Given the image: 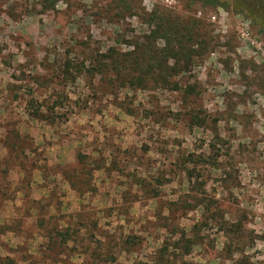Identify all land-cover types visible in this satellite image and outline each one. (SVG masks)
Segmentation results:
<instances>
[{
    "label": "rangeland",
    "instance_id": "1",
    "mask_svg": "<svg viewBox=\"0 0 264 264\" xmlns=\"http://www.w3.org/2000/svg\"><path fill=\"white\" fill-rule=\"evenodd\" d=\"M248 1L264 2L60 0L43 10L40 0H0L2 258L233 264L247 257L244 264H264V22L241 9ZM155 8L203 21L213 48L177 77L197 86L195 97L106 87L100 75L84 72L75 80L60 76L66 59L87 60V67L95 51L127 50L148 28L140 16ZM41 104L44 119L29 115ZM193 108L218 119L212 126L221 141L211 128L188 124ZM12 129L25 142L26 168L6 153ZM210 143L221 147L216 161ZM78 152L104 163L82 192L61 175ZM39 214L69 232L58 248L43 236ZM11 223L14 231L2 230ZM183 236L194 242L187 254Z\"/></svg>",
    "mask_w": 264,
    "mask_h": 264
},
{
    "label": "trees",
    "instance_id": "2",
    "mask_svg": "<svg viewBox=\"0 0 264 264\" xmlns=\"http://www.w3.org/2000/svg\"><path fill=\"white\" fill-rule=\"evenodd\" d=\"M58 1L60 0H40L43 10L53 9ZM207 1L210 2V0ZM250 3L251 5H249V1L241 3V9L250 10L264 22V2L252 3L250 1ZM125 8L132 14L130 7ZM123 10L122 6L120 11ZM140 19L148 28L127 42V50L112 46L108 47L104 52L95 51L90 56L87 67L85 66L87 60L77 63L73 58L66 59L60 68V76L65 81L69 79L75 80L78 74L84 72L91 78L100 75L101 80L106 82V87H129L143 90L158 87L178 91L184 100L195 97L198 94L197 86L192 83L182 85L177 77L190 72L195 59L213 48L207 30L203 28V21L196 17L183 18L167 8L152 9L150 12L141 15ZM57 103L58 101H54L52 106H56ZM43 107L44 105L42 104L38 105L28 109V113L31 116L44 119ZM194 111L195 109L193 108L186 113L188 115V124L211 128L213 139L221 141L216 128L213 127L218 119L211 117L205 109L199 108V110ZM4 143L8 157L17 160L20 168H26L21 156L25 152L23 148L25 142L18 131L15 129L10 130L5 137ZM209 145L212 159L216 161L221 154V147L217 143H210ZM193 155L189 154V157L186 158L187 161L194 163V159L191 158ZM101 160L91 159L86 154L78 152L73 165L68 166V169L64 168L61 170L62 178L73 189L81 192L88 190L91 183V172L95 169L104 168V163ZM193 170V168H187L189 179L193 176ZM34 202L38 203L39 201ZM41 209L38 208V212H41ZM12 224L14 223L1 228L2 230L9 229L14 231L15 228ZM37 225L41 228L46 241L52 243L50 248H53V246L58 248L69 236L67 230L62 231L57 229L56 226L47 224L44 221V217L40 214L37 215ZM183 237L185 242L181 244V247L184 248L183 252L187 254L190 252L194 242L190 238ZM177 242L181 243L182 241L178 239ZM245 261H247V257H242L233 264H244ZM0 264H13V259L0 256ZM153 264L168 263H162L159 256L154 260ZM183 264L186 263L183 262Z\"/></svg>",
    "mask_w": 264,
    "mask_h": 264
}]
</instances>
